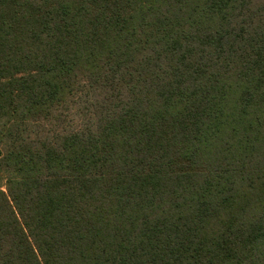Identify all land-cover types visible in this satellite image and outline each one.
I'll list each match as a JSON object with an SVG mask.
<instances>
[{
	"label": "trees",
	"instance_id": "obj_1",
	"mask_svg": "<svg viewBox=\"0 0 264 264\" xmlns=\"http://www.w3.org/2000/svg\"><path fill=\"white\" fill-rule=\"evenodd\" d=\"M0 264H264V0H0Z\"/></svg>",
	"mask_w": 264,
	"mask_h": 264
},
{
	"label": "rangeland",
	"instance_id": "obj_2",
	"mask_svg": "<svg viewBox=\"0 0 264 264\" xmlns=\"http://www.w3.org/2000/svg\"><path fill=\"white\" fill-rule=\"evenodd\" d=\"M143 52V51H141ZM137 51L135 52V54ZM145 55L143 52L140 56ZM83 81H80L79 84L76 86V92L73 99L68 101L67 106V113H63L65 116L66 114H70L71 117H74L76 121H79L84 127L83 129L85 132L87 131L88 127L91 126V121H94L93 112L94 107L93 104L101 103L102 98L105 96L102 95L101 97H97V99L92 97V92H89L88 89L83 88ZM92 131V130H91Z\"/></svg>",
	"mask_w": 264,
	"mask_h": 264
}]
</instances>
